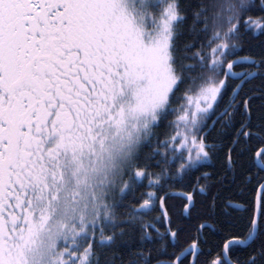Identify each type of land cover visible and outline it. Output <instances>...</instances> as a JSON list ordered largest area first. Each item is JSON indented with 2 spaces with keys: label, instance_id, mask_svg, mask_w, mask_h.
I'll return each mask as SVG.
<instances>
[{
  "label": "snow or ice",
  "instance_id": "6c2138e0",
  "mask_svg": "<svg viewBox=\"0 0 264 264\" xmlns=\"http://www.w3.org/2000/svg\"><path fill=\"white\" fill-rule=\"evenodd\" d=\"M0 264H264V0H0Z\"/></svg>",
  "mask_w": 264,
  "mask_h": 264
}]
</instances>
